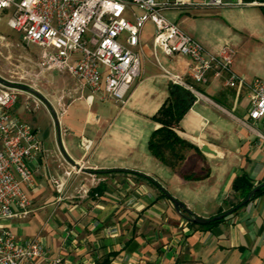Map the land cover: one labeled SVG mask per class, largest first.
Listing matches in <instances>:
<instances>
[{"label": "crops", "instance_id": "crops-1", "mask_svg": "<svg viewBox=\"0 0 264 264\" xmlns=\"http://www.w3.org/2000/svg\"><path fill=\"white\" fill-rule=\"evenodd\" d=\"M225 1L242 5L171 8L163 14L210 53L232 49V69L245 80L264 81V7L249 6L251 0ZM144 37L141 32L140 74L124 105L98 95L90 103L89 92L62 74L70 81L62 96L71 99L61 107L59 99L41 97L58 126L44 108L27 113L20 102L13 107L25 122L42 111L51 129L39 133L38 123L27 122L45 152L29 164L34 181L25 189L29 214L3 226L19 241L37 238L49 261L59 264H264V193L205 227L190 224L154 184L205 219L243 201L232 188L236 176L264 184V153L251 131L260 126L248 120V91L225 86L226 75L215 77L212 70L204 84L195 83L188 57L166 56L153 47V35L148 42ZM165 73L178 76L196 96L176 130L193 147L174 167L147 147L159 127L151 118L171 83ZM83 138L92 142L89 151L81 147ZM204 144L214 154L202 152ZM79 165L81 171L72 173L58 194L51 178L62 179L69 166Z\"/></svg>", "mask_w": 264, "mask_h": 264}, {"label": "built area", "instance_id": "built-area-1", "mask_svg": "<svg viewBox=\"0 0 264 264\" xmlns=\"http://www.w3.org/2000/svg\"><path fill=\"white\" fill-rule=\"evenodd\" d=\"M229 5L242 3L225 0H0V21L1 13L7 11L6 25L17 33L22 45L38 48L36 65L40 72L68 75L80 90L89 92L86 100L90 103L98 95L120 105L125 104L131 85L140 74L141 56L137 49L142 29L150 22L154 30L153 47L166 56L188 57L192 61L188 75L195 83L204 84L206 73L212 70L215 77L226 75L225 86L248 91V120L260 126L251 131L264 153V81L245 80L232 69V49L223 47L218 54L210 53L163 14L171 8ZM248 5L264 7V0H251ZM4 40L0 35V45ZM165 75L171 83L192 92L178 76ZM19 102L27 113L44 108L51 116L38 90L0 75V264L34 261L59 264L58 260L49 261L37 238L19 241L3 226L7 221L29 214L30 200L25 189L34 187L29 164L45 152L36 132L13 111ZM91 146L90 140H81L85 152ZM59 157L63 164L69 165L60 153ZM81 168L82 165L77 169L69 166L63 173L64 178H51L55 191L62 194L67 179Z\"/></svg>", "mask_w": 264, "mask_h": 264}, {"label": "rangeland", "instance_id": "rangeland-1", "mask_svg": "<svg viewBox=\"0 0 264 264\" xmlns=\"http://www.w3.org/2000/svg\"><path fill=\"white\" fill-rule=\"evenodd\" d=\"M8 18V12L3 11L1 13L0 35L5 40L0 45V75L13 81L31 85L47 101L59 99L61 104H64L65 101L67 102L71 98L64 97L61 99V97L64 92L63 89L69 86V79L57 72H40L36 65L38 48L22 45L17 33L7 27ZM143 34L145 35L144 40L147 42L154 34L153 26L150 22L144 25ZM29 117L30 119L27 121L29 124L38 123L40 126L39 133L43 130L50 132L49 119L42 111H38L36 115H30Z\"/></svg>", "mask_w": 264, "mask_h": 264}, {"label": "trees", "instance_id": "trees-1", "mask_svg": "<svg viewBox=\"0 0 264 264\" xmlns=\"http://www.w3.org/2000/svg\"><path fill=\"white\" fill-rule=\"evenodd\" d=\"M195 100L196 97L190 90L181 85L170 83L167 98L152 116L151 119L158 124L159 127L151 133L147 142V147L151 155L163 164L169 165L170 167L176 166L177 163L183 160L182 152L186 148L193 147L181 139L177 135L176 130L179 127V122L192 107ZM194 148L198 150V148ZM154 184L160 188L158 184ZM256 187L257 186H254L245 174L236 176L232 183L233 190L242 196V200L246 199ZM263 193L264 188L259 189L251 200ZM161 195L165 197L162 192ZM222 213L224 212H220L219 215ZM224 219L212 222L205 227L216 225ZM189 223L194 225L191 222Z\"/></svg>", "mask_w": 264, "mask_h": 264}, {"label": "water", "instance_id": "water-1", "mask_svg": "<svg viewBox=\"0 0 264 264\" xmlns=\"http://www.w3.org/2000/svg\"><path fill=\"white\" fill-rule=\"evenodd\" d=\"M21 89L24 90H28L31 91L29 88L24 87V86H17ZM44 102L46 103V105L48 106L51 116L53 118V121L55 123L56 126H58V118L56 113L54 112V110L50 107V105L44 100ZM200 150L204 153L207 154H214V152L209 148L208 145H201L199 146ZM261 188H264V184L257 186L248 196L246 199H244L243 201H241L238 205H236L235 207L229 209L228 211L220 214V215H216L213 216L211 218L205 219V218H199L197 216H195L191 211H189L181 202L177 201L176 199H173L172 197H170L163 188L160 187V191L167 197L170 199V201L172 202L175 210L181 214L188 222H191L193 224L196 225H201V226H206L212 222L215 221H219L221 219H224L226 217L231 216L232 214H234L236 211H238L239 209H241L242 207H244L245 205H247L252 197L254 196V194Z\"/></svg>", "mask_w": 264, "mask_h": 264}]
</instances>
